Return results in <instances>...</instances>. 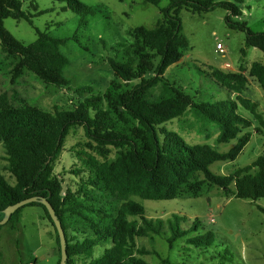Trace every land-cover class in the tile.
Segmentation results:
<instances>
[{
	"label": "trees",
	"instance_id": "obj_1",
	"mask_svg": "<svg viewBox=\"0 0 264 264\" xmlns=\"http://www.w3.org/2000/svg\"><path fill=\"white\" fill-rule=\"evenodd\" d=\"M58 1L66 2L65 9L80 17L81 26L97 13L109 20L100 7L79 0ZM144 1L160 4V0ZM22 5L21 0H0V71L10 76L12 85L30 74L46 87H68L65 71L71 62L62 47L70 42L82 50L87 46L77 34L58 38L39 29H35L34 42L21 43L6 29L5 20H25L33 25L32 18L43 13H26ZM31 7L38 9L33 2ZM184 8L193 14L225 9L230 13L229 26L246 32V46L264 53V33H253L246 24L231 21V16H242L237 5L223 0H170L168 7L161 9L163 18L158 26L137 27L131 45H117L115 58L109 59L114 79L103 93L79 87L74 91L79 103L73 110L55 108L53 112L25 101L12 104L5 94L0 97V145L15 178L12 186L0 173V220L11 205L32 197L48 199L66 232L67 264H77V258L80 264H147L139 257L153 252L137 248L136 238L161 234L165 223L147 218L143 206L132 197L151 201L200 198L219 188L226 196L241 200L264 199V155L229 175L210 170L214 163L235 161L251 141L249 129L254 122L240 114V107L255 117L263 127L258 131L264 132L257 103L241 96L250 80L264 89V65L255 62L248 71H242L244 74L214 70L216 82L239 95L236 100L211 104L195 102L165 77L190 49L180 19ZM189 112L204 125L218 126L216 144L236 141L235 146L220 153L208 144L190 145L166 127ZM75 128L84 130L88 142L77 151L80 164L72 174L79 177V183L73 189L64 188L54 164ZM29 206L41 207L52 224L60 264L59 236L43 205L31 203L18 209L7 224L19 223L23 209ZM259 209L264 213V208ZM131 217L139 221L129 220ZM168 228L172 248L174 242L197 231V224L182 230L176 218L175 222L169 220ZM79 238L83 240L75 243ZM202 240L196 237L188 243L200 246ZM103 244L108 246L94 256L95 248Z\"/></svg>",
	"mask_w": 264,
	"mask_h": 264
},
{
	"label": "rangeland",
	"instance_id": "obj_2",
	"mask_svg": "<svg viewBox=\"0 0 264 264\" xmlns=\"http://www.w3.org/2000/svg\"><path fill=\"white\" fill-rule=\"evenodd\" d=\"M79 1L105 10L109 20L97 13L87 20L85 27L81 26L80 17L65 9L66 2L58 0H21L24 12L32 15L43 12L32 18L33 25L25 20H5L6 29L25 45L37 39L35 29L58 38L74 34L80 37L87 50L80 49L74 42L62 47L71 62L65 71L69 86L49 88L30 74L19 84L12 85L10 76L0 71V97L5 94L12 104L19 105L25 101L48 112L55 108L73 110L79 103L75 89L90 87L95 93H103L114 79L109 59L115 58L117 45H131L134 40L132 33L137 27L153 29L158 26L163 18L161 9L170 3V0H160L159 6H154L144 0ZM223 1L237 5L242 12L240 17L231 16L233 23L246 24L253 33H264V0ZM32 2L37 5V11L32 9ZM228 16L230 13L222 8L196 14L184 8L180 12L183 33L189 40L190 49L181 62L168 69L165 77L183 88L197 103L236 100L239 95L218 84L212 76L214 70L241 73L248 71L255 62L264 65V53L246 46V32L230 27ZM218 44L224 46L226 54L217 52ZM227 63L231 65L230 69L225 67ZM241 96L257 103V112L264 119V89L250 80ZM239 112L254 122L249 129L251 141L235 161L211 165L210 170L217 175H229L264 155V132L258 131L263 127L249 111L240 107ZM166 127L178 132L190 145L208 144L220 153H227L236 144V141L216 144L220 132L218 126L204 125L190 112L181 120L169 122ZM87 142L82 128L72 129L66 138L54 164L55 174L64 182V188L76 189L79 177L72 171L80 164L77 151L84 149ZM0 173L10 185H15L1 145ZM132 200L143 206L147 218L165 223L161 234L136 238L137 248L153 252L139 257L147 264H163L162 261L169 264H264V213L259 209L264 208V199L256 202L241 200L226 196L221 189L215 188L200 198L151 201L132 197ZM176 218L182 230H189L197 224V231L177 240L170 248L168 238L172 232L168 222H175ZM129 220L139 221V218L131 217ZM196 237H201L204 244L188 243ZM82 240L79 238L75 243ZM107 246L103 244L95 248L94 256L102 254ZM58 259L54 228L41 207H26L19 223L1 226L0 264H57ZM76 262L80 264L81 259L77 258Z\"/></svg>",
	"mask_w": 264,
	"mask_h": 264
},
{
	"label": "water",
	"instance_id": "obj_3",
	"mask_svg": "<svg viewBox=\"0 0 264 264\" xmlns=\"http://www.w3.org/2000/svg\"><path fill=\"white\" fill-rule=\"evenodd\" d=\"M31 203H40L41 205L44 206L48 214L50 215V218L57 230V234L59 236V242H60V251H61V261L60 264H67L68 261V252H67V238H66V232L62 226L61 221L59 220L55 209L53 206L50 204L48 199L46 198H41V197H32L25 199L19 203H16L14 205H11L7 207L4 211V217L2 220H0V226L6 225L11 216L20 208L29 205Z\"/></svg>",
	"mask_w": 264,
	"mask_h": 264
},
{
	"label": "built area",
	"instance_id": "obj_4",
	"mask_svg": "<svg viewBox=\"0 0 264 264\" xmlns=\"http://www.w3.org/2000/svg\"><path fill=\"white\" fill-rule=\"evenodd\" d=\"M216 50H217V52H219V53L226 54V49L224 48V46H223L222 44H218ZM225 67H226L227 69H230V68H231V65H230L229 63H227V64L225 65Z\"/></svg>",
	"mask_w": 264,
	"mask_h": 264
}]
</instances>
